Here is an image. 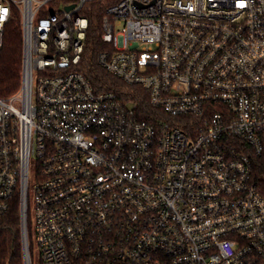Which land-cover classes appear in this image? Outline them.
I'll return each mask as SVG.
<instances>
[{
    "label": "built area",
    "instance_id": "1",
    "mask_svg": "<svg viewBox=\"0 0 264 264\" xmlns=\"http://www.w3.org/2000/svg\"><path fill=\"white\" fill-rule=\"evenodd\" d=\"M87 1L0 0V49L14 9L23 29L0 216L19 194L25 264L32 226L41 264H264V0L109 4L98 61L149 113L75 69Z\"/></svg>",
    "mask_w": 264,
    "mask_h": 264
},
{
    "label": "trees",
    "instance_id": "2",
    "mask_svg": "<svg viewBox=\"0 0 264 264\" xmlns=\"http://www.w3.org/2000/svg\"><path fill=\"white\" fill-rule=\"evenodd\" d=\"M116 0H90L80 13L89 19L85 50L75 69L88 76L99 90H115L120 95L138 101V109L149 113L153 108L147 98L132 95L127 84L107 71L98 61V55L107 43L102 39V19L109 4ZM23 29L20 13L14 9L5 25L3 44L0 49V97L15 95L22 85ZM253 175L257 189L264 195V150L253 158ZM0 264H25L22 240L20 197L16 194L8 210L0 216Z\"/></svg>",
    "mask_w": 264,
    "mask_h": 264
},
{
    "label": "rangeland",
    "instance_id": "3",
    "mask_svg": "<svg viewBox=\"0 0 264 264\" xmlns=\"http://www.w3.org/2000/svg\"><path fill=\"white\" fill-rule=\"evenodd\" d=\"M35 169H36V165H35V160L32 159L31 161V184H30V203L33 204V200H34V194H35V190H34V184L36 183L35 181ZM31 243H32V255H33V259H34V264H41V258H40V251H39V246H38V241H37V235H36V230L35 228L32 226V231H31Z\"/></svg>",
    "mask_w": 264,
    "mask_h": 264
},
{
    "label": "water",
    "instance_id": "4",
    "mask_svg": "<svg viewBox=\"0 0 264 264\" xmlns=\"http://www.w3.org/2000/svg\"><path fill=\"white\" fill-rule=\"evenodd\" d=\"M75 5H70V6H68L67 7V9H71V8H73Z\"/></svg>",
    "mask_w": 264,
    "mask_h": 264
}]
</instances>
